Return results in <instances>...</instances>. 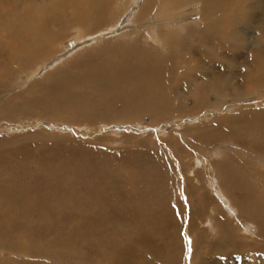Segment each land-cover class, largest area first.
Returning a JSON list of instances; mask_svg holds the SVG:
<instances>
[{"label":"rangeland","instance_id":"1","mask_svg":"<svg viewBox=\"0 0 264 264\" xmlns=\"http://www.w3.org/2000/svg\"><path fill=\"white\" fill-rule=\"evenodd\" d=\"M117 2L109 1L108 9L115 10L113 6ZM193 2L198 5L191 19L201 21L202 2ZM77 6L81 5L76 3L71 10L80 12ZM136 12L130 7L116 18L112 27L103 26L94 34L79 38L77 31L70 28L66 36L45 42L40 37L23 44L18 38L8 41L9 38L0 32V45L6 46L0 51V58L16 59L15 54H31L24 59L33 61L29 66L12 71L13 77H5L9 83H5L0 75V85L10 86L12 90L0 94V101L4 97L18 96L16 93L20 92L37 95L32 85L43 80L49 82L54 73H62L63 69L69 68L71 61L83 58L91 51H105L108 59L118 62L127 58L133 64H142L145 60H140L141 55H149L155 48L158 54L172 55L160 51L163 43L158 41L159 49L152 41V48L146 46L148 50L144 46L134 47V37L125 35L133 27ZM108 15L111 23L113 16ZM177 18L176 15L173 20ZM248 23L250 26L243 28L251 31L254 27ZM228 27L226 32L233 31V25ZM184 31L185 36L188 33L186 29ZM47 34H50L48 29ZM22 39L28 40L25 36ZM242 46L236 48V53H247ZM70 48L72 50L67 52ZM135 48L139 52H134ZM35 50L37 55L33 54ZM41 50L46 51L44 55H38ZM237 58V61H231V66L228 65L235 74L245 71L241 65L244 58ZM180 59L182 65L187 63L186 54L182 53ZM78 71L72 70L73 73ZM256 73L249 72L244 88L229 89L228 96L222 100L211 94L212 109H202L177 119L175 116L161 119L138 116L140 118L134 121L121 120L125 114L116 108V121L107 122L93 115L89 119L77 117L78 122L72 124L64 119L46 120L37 115L29 120L20 113L8 118L0 112V153L6 156V160L18 159L9 156L21 146L36 149L39 155L27 160L26 164L20 161L15 164L14 160L13 166L0 168V180H3L0 183V214L2 218L5 212L13 214L8 218L10 220H0L3 224L0 264H109L106 257L114 250L128 248L134 230L135 238L146 237L144 241L162 248V252L156 254L145 253H149L151 264H163L166 259L163 258L166 254L163 249L168 250L166 247L173 244V221L178 233L175 237L178 250L170 255L175 257L177 264H210L211 258L220 264H264V244L247 241L245 248L239 250L244 253L235 251L231 254L221 250L222 246L216 242L224 234L219 220L223 215L228 219L235 218L238 212V203L229 202L228 194L234 196V190L243 187L257 199H264V163L228 153L218 158L214 152L191 146L189 143H195L194 139L188 143L178 138L174 148L167 147L171 139H176L169 127L181 132L198 124L202 116L210 113L227 115L239 107H263L264 89L255 87L248 79L258 78L260 74ZM245 96L253 100L244 99ZM182 99L185 101L184 97ZM194 101L187 95L188 106ZM172 122L176 125L173 126ZM237 131L238 135L251 133L264 141V126L256 125L253 131L239 127ZM227 139L225 137L223 143L229 144V148L239 146ZM56 141L66 145L56 147L54 152L58 153H50L51 157L43 155ZM262 141L257 145H262ZM233 165L241 166V169ZM3 198L12 203L3 205ZM260 206L264 209V203ZM116 212L122 214L123 217L117 219L122 220V224L116 222ZM123 220L128 222L123 223ZM247 232H250L249 228ZM125 252L130 253L128 249ZM254 254H261V257Z\"/></svg>","mask_w":264,"mask_h":264},{"label":"bare ground","instance_id":"2","mask_svg":"<svg viewBox=\"0 0 264 264\" xmlns=\"http://www.w3.org/2000/svg\"><path fill=\"white\" fill-rule=\"evenodd\" d=\"M109 1L111 0H0V32L9 38H6L8 41L18 38L23 44L33 39L38 40L40 37H43L45 42L47 39L53 40L66 36L70 28L77 31L79 38L89 33L94 34L103 26L112 27L117 22L116 18L120 17L124 10L132 7V10L137 12L133 17V27L126 32L125 36L134 37V47L152 48L155 43L159 49L158 41L163 43L161 47L163 50L160 51L172 55L158 54L155 48L149 55H141L140 60L142 58L145 60L142 64H133L127 58L118 62L108 59L105 57L107 55L105 51H91L83 58L71 61L69 68L63 69L62 73H54L49 78V82L43 80L32 85L35 92H38L37 95L29 96L28 93L20 92L16 93L18 96L1 99L0 112L8 118H14L17 113H20L29 120L37 115L46 120L64 119L72 124L78 122L77 117L89 119L93 115L100 116L107 122L116 121V108L125 114L121 120L134 121L141 116L160 119L164 116H175L174 119H177L187 114L198 113L202 109H212L214 104L209 97L211 94L222 100L228 96L229 89H243L245 81L248 82L245 77L249 72L260 71L256 73L260 74L258 78L248 79L254 82L255 87L264 89V0H200L202 20L197 22L191 19L192 12H196L198 5H194L193 0H114L118 1L113 6L115 10L111 6V9H108ZM244 1L246 3H243ZM76 3L81 5L76 7L81 10L80 12L71 10ZM238 3L243 4L238 7ZM108 13L113 16L111 23L107 18ZM176 15L178 18L174 21L173 18ZM248 22L254 27L251 31L243 28L249 24ZM229 25H233L234 29L226 32ZM125 27L121 26V28ZM47 29L50 34H47ZM184 29L188 33L185 36ZM23 36L28 40H23ZM242 40L244 44H241ZM241 45H243L241 49L247 50L244 55L236 53V48H240ZM4 47L0 45V51ZM26 50L31 51V48ZM70 50L72 49L70 48L67 52ZM45 52L41 50L38 55H44ZM134 52L139 50L135 48ZM182 53L188 58L187 63L183 65L180 62ZM33 54L37 55V51L35 50ZM29 55L15 54L16 59L0 58V75L5 83L10 82L5 77H13L12 71L33 64L32 60L24 59ZM237 57L244 58L241 65L244 66L245 71L235 74L230 66L232 60L237 61ZM147 60L150 61L146 62ZM249 65L250 68H248ZM73 69L79 71L73 73ZM9 88L10 86L0 85V94L4 91H12ZM257 92L258 90L254 91L255 94ZM187 95L195 99L192 106L187 105ZM247 98L253 100L248 96L244 97V99ZM174 121L177 122V120ZM172 123L173 126L176 125L175 122ZM256 125L264 126V106L239 107L236 112L227 115L226 113L218 115L210 113L208 116H202L198 124L181 132L169 127L168 130L176 136V139H171L169 146L167 143L166 145L174 148L178 138L188 143L190 139H194L196 142L189 143L191 146L197 145L199 150L214 152L217 157L228 153L239 158L255 159L259 163H264V141L259 137L251 136V133L238 135L237 131L239 127L241 130L253 131ZM225 137L232 143H238L239 146L234 144L237 146H233L235 149L229 148V144L223 143ZM259 141H262L260 146L257 145ZM52 144L51 149L48 150L49 147H47L46 154L43 155L51 157V154L58 153L54 152L57 151L56 147L59 149L60 146L66 145L60 144V141ZM32 150L25 146L18 147L9 156V158L18 159L13 158L8 161L6 156L0 153V168H7L11 164L13 166L19 161L26 164L27 160L39 157L36 149ZM34 153L37 155L32 156ZM42 160L45 162L44 159ZM233 166L238 170L241 169V166ZM247 177L250 178L248 174ZM2 181L0 180V183ZM234 191L235 194H232L234 196L228 194V199L229 202L238 203V212H235V218L228 219L223 215L219 220V226L224 230V234L221 235L222 239L216 241L222 246L221 250L225 249L231 254L235 251L244 253L239 250L245 248L247 241L264 244V209L260 206L264 203V199H257L250 190L243 187L236 188ZM3 200H5L3 205L12 203L5 198ZM2 215L4 218L0 214V220L13 217L11 212H5ZM119 217L123 216L116 212V222L122 224V220H117ZM237 220L242 222L239 223ZM127 222L128 220H123V223ZM172 225L173 244L166 247L168 250L163 249L167 254V257H164L166 254L163 255V258H166L163 264H177L175 257L170 255L178 250L175 242L178 233H176L174 221ZM2 226L3 224H0V230L3 229ZM248 228L250 232H247ZM134 231L130 234L131 245L126 247L130 253L125 252L126 249L112 251L106 257L109 264H151L149 253L162 252V248L144 241L146 237L135 238ZM146 248L151 251H144ZM254 255L261 257V254ZM155 258L157 259V255ZM209 262L220 264L213 258ZM153 264L159 263L153 262Z\"/></svg>","mask_w":264,"mask_h":264}]
</instances>
